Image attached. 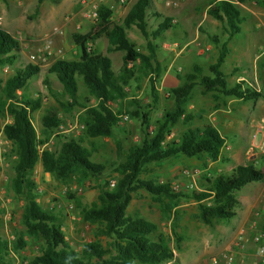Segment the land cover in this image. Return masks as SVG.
<instances>
[{
	"label": "trees",
	"instance_id": "obj_1",
	"mask_svg": "<svg viewBox=\"0 0 264 264\" xmlns=\"http://www.w3.org/2000/svg\"><path fill=\"white\" fill-rule=\"evenodd\" d=\"M44 1L47 0H36L34 15ZM247 1L215 0L208 4L206 16L221 24L227 38L220 42L216 36L209 37L216 49V56L213 63L207 66V73L204 74L200 66L192 65L189 72L182 76L180 85L168 92L172 107L162 112L150 130L149 113L158 99L154 85L162 72L155 56L156 43L163 32L172 28L171 19L155 13L150 0H135L120 25L110 24L111 12L105 7L98 10L94 38L103 36L108 44L107 51L122 53L117 73L112 71L107 57L87 51L84 42L76 44L78 56L75 60H55L47 68V74L55 78L67 97L68 101L59 103L62 111L69 112L73 108L83 110L79 118L83 125L80 136L63 140L56 152L38 149L43 141L37 140L30 113L39 107V101L16 94L27 81L37 76L39 68L26 64L0 82V110L9 119L3 125L1 134L11 144L14 155L9 189L22 203L20 223L25 235L40 245L38 255L31 258L28 264H163L172 260L173 254L167 241L162 235L156 234V227L142 218L126 214L128 203L136 191L144 192L157 204L162 216L170 220L176 250L180 238L174 232V208L181 201L194 203L196 220L206 226L228 221L235 216L238 206L236 192L249 183L264 179L263 172L251 165L236 166L228 173L212 177L202 176L194 187L184 191L173 190L168 182L142 179L140 174L145 173L149 165H160L173 158H192L199 161L203 168L207 162L220 160L225 139L209 124L192 127V116L185 111L193 90L197 89L202 96L210 95L216 108L220 107V98L248 102L260 97L259 93L243 82L227 86L225 75L220 71L227 54L228 41L240 33L243 17L237 5ZM255 3L264 6L263 0H256ZM149 19L156 25L148 31ZM131 27L136 28L145 39L144 52H140L127 39L125 31ZM17 49V42L0 30V67L10 66L17 60ZM143 80L148 83L151 97V103L145 106L133 99L127 100L125 91L130 84L135 86ZM43 85L49 89L46 78ZM89 100H93L94 104H89ZM123 103L130 109L124 110ZM110 104H116L117 109L112 110ZM123 110L131 119L137 120L141 138L138 144L127 148L121 162L111 166L117 177L113 187L109 188V180H102L104 167L90 161L89 152L82 142L111 137ZM177 123L183 126L179 137L164 143L165 136ZM59 124L52 111H47L41 117L44 140ZM36 164L51 179L66 185L75 176L98 183L97 204L81 208L80 216L84 222L95 226L96 236L108 240L104 246L95 241L86 243L80 247L79 253L68 246L57 215L42 210L36 202L35 184L31 178ZM262 226L264 231V222ZM24 246L25 242L20 237L9 243L0 240V264H12L10 255L17 256Z\"/></svg>",
	"mask_w": 264,
	"mask_h": 264
},
{
	"label": "rangeland",
	"instance_id": "obj_2",
	"mask_svg": "<svg viewBox=\"0 0 264 264\" xmlns=\"http://www.w3.org/2000/svg\"><path fill=\"white\" fill-rule=\"evenodd\" d=\"M81 1L47 0L42 2L39 8L41 7L43 13L55 10L60 18L55 25L56 27H51L46 34L34 35L28 30L37 24L39 11L37 14H33L36 0H0V30L8 33L18 44L17 60L10 66L4 65L0 67L1 83L10 77L16 69L26 65L27 56L32 54L38 46L47 44L54 51L49 64L39 68L37 76L27 81L24 88L16 92L17 96L39 101V107L30 113V120L37 140L43 141V145L38 146V149L45 148L50 152H56L60 142L63 140L77 139L81 133L78 135L54 134L53 131L50 134V136L54 134L53 138L50 139L49 136L44 140L40 125L41 117L47 111L55 113L60 124L71 120L79 122V118L83 113V110L79 108H73L69 112L62 111L59 103L68 101L67 97L63 95L61 86L55 78L47 74V68L53 61L71 59L70 54L67 53L61 58L62 52L58 51L59 48L50 44L53 37H62L66 40L67 45H73L76 48V52V44L84 42V46L94 53L92 40L96 38H94V33L97 27L95 24L85 22L81 18ZM170 1L175 2L176 5L167 7L161 1L157 7L158 9L155 7L154 11L162 17L172 19V13L164 11L177 10L183 0ZM134 2L135 0H126L124 5L115 6L110 16V24L120 25L127 9ZM255 2L256 0H248L242 7H238L243 17L240 25L243 28V33H239L228 42L227 55L220 67V71L224 75H228L233 68H238V71L234 73L240 74L244 81L230 82V78L226 76L225 82L229 87L237 82H243L245 86H253V81L249 80L253 71L255 74L254 78L258 80L256 83L257 87L255 88V85L253 87L260 94L259 98L264 100V78L262 77L264 71V22L262 21L264 19V6H260ZM154 3L157 4V1L154 0ZM4 13L13 14L12 21L8 22L4 19ZM155 25L156 23L149 19L147 30L153 29ZM180 27V23L174 24L171 29L162 33L156 43L155 56L162 67V72L157 84L154 85L158 99L154 109L149 113L151 124L149 130L152 128L153 123L160 119L162 112L172 107V100L168 92L170 89L180 85L182 76L189 72L192 65L200 66L204 74L207 73V66L213 63L216 56V49L210 42L209 37L216 36L219 41L225 39L224 32L220 28L206 32L202 25L195 30L196 33L194 35L191 33L186 34V32L182 33ZM53 28H58L60 33H55ZM125 35L140 52H144L145 39L136 28L131 27L126 30ZM101 42L97 44V52L110 60L112 71L117 73L121 65V53L105 51L104 46L102 47L100 44ZM75 59V57L74 59L72 58V60ZM45 78L48 82V90L43 85ZM135 86L130 84L128 88H125L127 100L133 99L141 106L149 105L151 97L147 81L143 80ZM78 87L80 93L81 87L79 83ZM195 100H200L201 112H199L198 119L192 118L193 125L200 126L205 122L208 111H211V103L208 96L199 95L197 89L193 90L185 108V111L192 117L195 115V111H193ZM89 104L93 105V100H89ZM110 107L112 110L117 109L116 104H110ZM123 109L129 110L130 108L123 103ZM124 110L121 111L119 116H126L127 120L122 125L113 128L111 137L89 139L82 142V146L89 152L90 161L104 167L102 180L115 181L117 174L111 166L121 162L127 148L138 144L141 138L137 120L131 119ZM8 122L9 119L6 113L0 110V240L9 243L13 242L16 237L22 238L25 242L23 250L17 256L10 255V257L12 258V264H28L31 258L38 255L40 245L25 235L24 227L20 223L22 203L13 196L9 189V182L13 177L14 155L11 144L5 141L1 134L3 125ZM79 123L82 124L81 122ZM182 130L183 126L177 123L165 136L164 143L175 141ZM227 133L223 137L229 141L231 136L227 135ZM261 139L262 144L264 143V133ZM260 146L249 147V153L242 155L243 157L239 161L240 165H235L229 161L227 154L229 149L226 145L220 152L222 160L214 163L207 162L205 168L202 167L199 161L192 158H173L160 165H149L147 171L140 174V178L150 179L158 183L168 182L173 190L184 191L189 189L190 186L194 187L202 176L212 177L215 174L228 173L229 169L236 166L251 165L253 168L261 170L264 174V152L260 149ZM31 178L35 184L37 204L42 210L51 211L57 215L64 240L72 250L79 253L83 244L95 241L104 246L108 242L106 238L96 236L94 233L95 226L84 222L80 216L81 208H88L97 204L96 184L98 183L89 178L81 179L75 176L71 177L66 185L51 179L48 174L43 173L39 164L35 165ZM249 192L255 193L254 196L257 198L256 202H254L255 204L249 208L250 221H248L247 227L242 225L238 227L233 218L228 221L214 222L210 226L203 225L195 218V204L181 201L174 208L176 218L174 232L180 238L178 250L175 249L174 236L170 230V220L162 216L157 204L152 202L144 192L136 191L132 195L126 208V214L133 217L137 216L152 223L156 227V234L165 237L167 246L173 254V259L163 264H198L196 261H192L190 256L193 252L195 254L196 251L199 252L200 259L203 260L199 264H223L221 256L228 253L233 256L230 264H235V254L238 253L242 257L249 248L252 251L250 264H264V257L260 258L256 255V244L249 241L250 236L264 233L262 231L264 222V198H262V194L264 193V186H257L255 183H251L245 185L235 195L238 200H241V195ZM239 205L240 202L235 208V212L239 209ZM238 234H242L248 239L244 249L241 251H237L233 247Z\"/></svg>",
	"mask_w": 264,
	"mask_h": 264
},
{
	"label": "crops",
	"instance_id": "obj_3",
	"mask_svg": "<svg viewBox=\"0 0 264 264\" xmlns=\"http://www.w3.org/2000/svg\"><path fill=\"white\" fill-rule=\"evenodd\" d=\"M155 1H157V4L154 3V0H150L153 11L155 7L156 9H158L157 7L159 6V2L161 3L160 0H155ZM212 1H215V0H183V2L181 3V5L179 6L177 10L164 11V12L172 13L171 14L173 17L172 18L173 20L171 19L172 27L174 24L176 25L177 23H180L181 24L180 31H182V33L186 32V34L191 33L195 35L196 33L195 30L199 29L202 25L205 28L206 32L214 31L215 28H218V29L220 28L222 30V26L219 22L212 20L205 14V10L208 4ZM243 4L237 5V7H242ZM38 11H39V14H38V19H37V24L32 29H29L28 31L34 35H39L41 33L46 34L47 31L51 27L53 26L56 27L55 25L59 22V18H60L59 14L56 13L57 11L55 10L54 11L51 10V11H47L46 13H43V11L41 10V7L38 9ZM3 18L6 19L8 22H10L12 21L13 14L4 13ZM262 21L264 22V19H262ZM242 29L243 28L240 26V33H243ZM224 37L225 39L220 42H223L226 40L227 38L226 35ZM232 38H230V40ZM99 42H101L100 44L102 47L104 46V50L105 51L107 50V47H108L107 41L103 36L100 35L99 37H96L95 39L92 40L93 52L96 55L103 56L102 54L98 53L96 50L98 46L97 44ZM50 44L53 47L59 48L58 51L62 52L61 58H63V55H65V53L70 54L71 59L68 58L65 60H72V58L74 59V57L77 58L78 56V52H76V48H74L73 45H67L66 40L63 39L62 37H53L52 42ZM227 48H228V43H227ZM121 56H122V53H121ZM120 60H121V57H120ZM237 71H238V68H233L230 74L228 75L225 74V79H226V76H228L230 78V82L232 81L236 82L240 80L244 81V79L240 76V74L234 73ZM254 75L255 74L252 71V74L250 75L249 80L253 81L255 85L253 86L256 88L257 87L256 83L258 80L254 78ZM262 77L264 78V71L262 73ZM246 86H249L253 90H255V88L251 85H246ZM255 92L257 91L255 90ZM197 93L199 94L198 90H197ZM205 96L206 97L208 96L210 100L211 111H208L205 117V122L203 124L211 125L218 132L219 135L221 134L220 135L221 137H223L227 133V131H229L227 135H230L231 139L227 141V139L223 137L225 139L223 147L227 145L229 149L227 153L229 161H231L235 165H240L239 161H241L243 154L249 153V150H248L249 147H256V145L260 146L261 144V140H262L261 137L264 133V100L261 98H258L254 101L242 102L238 99L236 100V99L220 98V101H221L220 107L216 108L214 107L215 103L212 101L211 96L210 95H205ZM193 109H194L193 111H195V115H193L192 118L198 119L199 112H201L200 100H195L193 104ZM242 113H243V116H242ZM193 119L191 121L192 127H201L203 125V124L200 126L193 125ZM253 132L254 134L252 135ZM220 160H222L221 156H220ZM231 169H229V171ZM263 180L261 182H255V184L257 186H262V185L264 186ZM254 195L255 193L249 192V193H245V195H241L240 197L241 200H238L237 198L238 204L240 202V205H239V209L235 212V216L233 217V220L236 221V225L238 227H241V225L244 227H247L248 221H250L249 220V208H251V206L255 204L254 202H256V198H257ZM262 231H263V226H262ZM193 253L190 254L192 261H196L198 264L200 263V261H203L200 259L201 256L198 255L199 253L198 251H196L195 254ZM251 257H252V251L249 248V250H247L246 253L242 257L241 255H238V253H236L234 262L235 264H250Z\"/></svg>",
	"mask_w": 264,
	"mask_h": 264
},
{
	"label": "built area",
	"instance_id": "obj_4",
	"mask_svg": "<svg viewBox=\"0 0 264 264\" xmlns=\"http://www.w3.org/2000/svg\"><path fill=\"white\" fill-rule=\"evenodd\" d=\"M126 0H82L80 2L81 5V18L91 24H96L98 20V10L100 7H105L109 12L114 11L115 6L124 5ZM167 7L175 6V2H171L169 0H160ZM55 33H60L58 28H53ZM87 51L88 48H86ZM54 55V51L52 48L43 44L38 46V48L30 55L27 56V64L36 66L38 68L45 67L49 64V61L52 59ZM127 120L126 116H119L116 121V126L122 125ZM83 130V125L74 121H66L63 124H59L57 128L54 130V134H75L78 135ZM52 134L50 139L53 138ZM43 149V148H42ZM260 149L264 152V143L261 144ZM40 150V149H39ZM114 181H109V188L113 187ZM191 188V186L189 187ZM262 198H264V193L262 194ZM249 241L256 244V255L260 258L264 257V233L259 235H252L249 238ZM248 239L244 237L242 234H238L233 247L237 251H241L244 249ZM232 254H223L221 256V262L223 264H230L232 262ZM215 263V261H213Z\"/></svg>",
	"mask_w": 264,
	"mask_h": 264
}]
</instances>
